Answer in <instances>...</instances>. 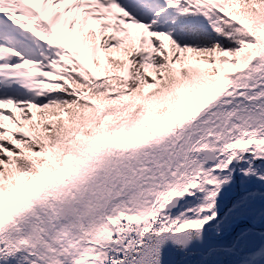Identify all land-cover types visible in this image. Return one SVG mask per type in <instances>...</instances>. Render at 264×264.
Returning a JSON list of instances; mask_svg holds the SVG:
<instances>
[{"label": "snow or ice", "instance_id": "obj_1", "mask_svg": "<svg viewBox=\"0 0 264 264\" xmlns=\"http://www.w3.org/2000/svg\"><path fill=\"white\" fill-rule=\"evenodd\" d=\"M0 264H264V0H0Z\"/></svg>", "mask_w": 264, "mask_h": 264}]
</instances>
